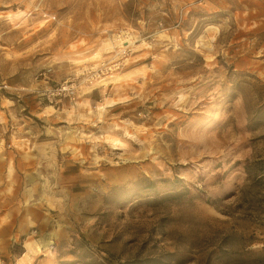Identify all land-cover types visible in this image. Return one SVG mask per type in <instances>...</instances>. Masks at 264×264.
Wrapping results in <instances>:
<instances>
[{"label": "rangeland", "instance_id": "1", "mask_svg": "<svg viewBox=\"0 0 264 264\" xmlns=\"http://www.w3.org/2000/svg\"><path fill=\"white\" fill-rule=\"evenodd\" d=\"M254 158L264 0H0V264H264Z\"/></svg>", "mask_w": 264, "mask_h": 264}, {"label": "trees", "instance_id": "2", "mask_svg": "<svg viewBox=\"0 0 264 264\" xmlns=\"http://www.w3.org/2000/svg\"><path fill=\"white\" fill-rule=\"evenodd\" d=\"M244 169L249 184L239 189L237 200L247 205V210L254 212L256 217L259 216V220H264L262 217L264 216V159L254 158L245 165Z\"/></svg>", "mask_w": 264, "mask_h": 264}, {"label": "built area", "instance_id": "3", "mask_svg": "<svg viewBox=\"0 0 264 264\" xmlns=\"http://www.w3.org/2000/svg\"><path fill=\"white\" fill-rule=\"evenodd\" d=\"M56 90H58L59 92H60V91H70V87H68V86H64V85H61V86L58 87Z\"/></svg>", "mask_w": 264, "mask_h": 264}]
</instances>
